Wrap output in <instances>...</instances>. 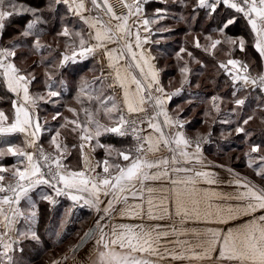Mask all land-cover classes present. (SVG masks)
<instances>
[{
    "label": "snow or ice",
    "instance_id": "1",
    "mask_svg": "<svg viewBox=\"0 0 264 264\" xmlns=\"http://www.w3.org/2000/svg\"><path fill=\"white\" fill-rule=\"evenodd\" d=\"M121 6L0 0V264H264V0Z\"/></svg>",
    "mask_w": 264,
    "mask_h": 264
},
{
    "label": "trees",
    "instance_id": "2",
    "mask_svg": "<svg viewBox=\"0 0 264 264\" xmlns=\"http://www.w3.org/2000/svg\"><path fill=\"white\" fill-rule=\"evenodd\" d=\"M173 23L172 21H168V23ZM183 28V27H181ZM179 35V33H178ZM174 46V45H173ZM173 46H170L169 47V51L172 50V47ZM32 59H36V57H32ZM29 63H31V59L29 60ZM169 67H167L165 69V72L163 74V80L165 82V84H167L168 80L172 77H177V73H176V70L174 67L171 66V62L169 61ZM160 65L161 67L164 66V64L162 63V61L160 62ZM178 79V78H177ZM174 86H177V85H174ZM175 100V103L172 105L173 107H175V104H179L181 103V100L179 98H174ZM6 107V105H5ZM201 119V116L199 114L195 115V119L193 121V125H192V128L190 129L191 131H195L196 129H202V125L201 123H199ZM237 144V143H236ZM236 144H232L233 147H236ZM212 146H209L207 145L206 146V153L209 155V156H212L215 154V152L217 153V150H212ZM215 149V148H213ZM225 150H228L227 148ZM67 207V204L65 205H61V206H57L52 212L48 213L49 216L52 217V223H53V219L56 217V215H60L62 214V212L64 211L63 209H65ZM83 211H86V210H83ZM81 211V210H78V213L81 212L79 214V216L83 219L85 218V214H83L84 212ZM45 223H48V220H47V217L45 218ZM32 254V253H31ZM33 255V254H32ZM34 256V255H33ZM35 257V256H34Z\"/></svg>",
    "mask_w": 264,
    "mask_h": 264
},
{
    "label": "rangeland",
    "instance_id": "3",
    "mask_svg": "<svg viewBox=\"0 0 264 264\" xmlns=\"http://www.w3.org/2000/svg\"><path fill=\"white\" fill-rule=\"evenodd\" d=\"M169 24H172L171 22L169 23ZM180 27H183V25H181ZM180 34H182V33H179V35ZM162 63L164 64L165 62L164 61H162ZM175 87V86H174ZM237 144H239V141H237L236 142ZM209 146H212L213 148H215V149H213L212 148V150H217L218 151V148H217V146L215 145V144H210ZM231 147L232 148H235V147H233L232 145H231ZM228 149V148H227ZM229 150V149H228ZM228 150H225V151H228ZM215 154H216V152H215ZM215 154L214 155H212V156H210L211 157V159L212 158H215ZM238 154V153H237ZM225 159H226V157H225ZM236 167H237V169L239 170V171H241V172H244L245 171V168H244V165L243 164H237L236 165ZM64 210V209H63ZM77 212H78V210H77ZM84 213L83 214H85V217H86V211H83ZM63 213V212H62ZM81 212H79V213H77L76 215H78L79 216V214H80ZM61 215V214H60ZM60 215H56V217L53 219V224H56L57 222H58V220H59V217H60ZM82 219V218H81ZM84 219V218H83ZM76 229L74 228V227H70L69 228V231L70 232H74ZM60 249L59 248H57L55 251H59ZM34 256L36 255L35 253H32ZM43 255V258H44V260H46L47 258H48V256H52V255H54V252H53V250H52V248H51V242H49V250L46 252V253H44V254H42ZM37 264H42V261H37Z\"/></svg>",
    "mask_w": 264,
    "mask_h": 264
},
{
    "label": "built area",
    "instance_id": "4",
    "mask_svg": "<svg viewBox=\"0 0 264 264\" xmlns=\"http://www.w3.org/2000/svg\"><path fill=\"white\" fill-rule=\"evenodd\" d=\"M109 3L114 7L117 12L123 11L122 0H109Z\"/></svg>",
    "mask_w": 264,
    "mask_h": 264
},
{
    "label": "crops",
    "instance_id": "5",
    "mask_svg": "<svg viewBox=\"0 0 264 264\" xmlns=\"http://www.w3.org/2000/svg\"><path fill=\"white\" fill-rule=\"evenodd\" d=\"M157 6H161V5H157V4H155V3L152 5V7H157ZM160 66H161V65H160ZM113 142L115 143L116 141H113ZM98 155H99V156H102V153H99ZM206 155H208V154L206 153ZM208 156H209V155H208ZM209 158L211 159L210 156H209ZM8 162L11 163L10 160H9ZM72 163H73V164L76 163L75 159L72 160ZM64 204H65V205L67 204V206H68V202H66V201H64V200H62L61 203H60L59 205H57V206H61V205H64ZM53 210H54V209H53ZM77 213H78V212H76V214H77Z\"/></svg>",
    "mask_w": 264,
    "mask_h": 264
}]
</instances>
